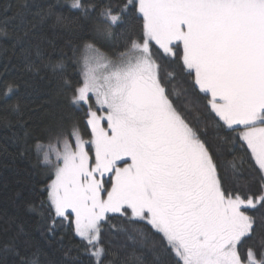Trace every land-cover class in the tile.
Returning <instances> with one entry per match:
<instances>
[{"label": "snow or ice", "instance_id": "1", "mask_svg": "<svg viewBox=\"0 0 264 264\" xmlns=\"http://www.w3.org/2000/svg\"><path fill=\"white\" fill-rule=\"evenodd\" d=\"M65 2L68 14H55L56 24L80 33L83 26L73 25L71 14L83 20L94 14L93 40L124 50L113 57L88 40L71 49L78 78L63 82L90 139L74 122L56 144L34 145L52 169L46 185L49 231L72 226L94 264H105L106 256L113 257L107 264H147L135 252L116 262L103 246L102 223L115 229L109 215L119 214L130 225L146 221L174 264H264V237L248 244L264 229V218L258 222L249 214L257 204L264 207V195L254 200L233 191L223 165L174 106L167 87L176 77L168 65L178 64L218 118L217 127L234 134L225 142L250 152L264 192V0ZM35 15L32 29L54 13L49 6ZM130 18L141 21L138 32ZM28 35L25 30L14 38L26 58L33 53ZM7 36L0 27V38ZM35 55L42 56L38 46ZM47 67L61 73L66 68L63 59ZM5 87V95L14 91ZM243 165V158L230 162L234 182L243 176ZM118 231L128 233L123 226ZM132 233L129 240L144 237L142 229ZM25 264H42L39 253Z\"/></svg>", "mask_w": 264, "mask_h": 264}, {"label": "trees", "instance_id": "2", "mask_svg": "<svg viewBox=\"0 0 264 264\" xmlns=\"http://www.w3.org/2000/svg\"><path fill=\"white\" fill-rule=\"evenodd\" d=\"M94 2L103 6L109 2L122 3V0ZM49 6L54 15L32 29L29 22H36L35 14ZM61 13L68 14L65 0H0V27L8 32L7 37L0 38V264H25L34 253H39L42 264H94L72 226H58L53 232L49 231L51 213L47 207L46 185L52 178V169L42 164L34 145L37 140L45 144L56 142L61 133L67 135L74 122H78L82 135L90 138L83 114L71 104L70 90L63 82L64 77L78 78L70 59L72 47L88 40L111 55L124 49L103 38L93 40L90 29L94 14L89 20H83L78 12H73V25L83 26L82 32L75 33L55 23V14ZM130 19L138 32L141 21ZM25 30L29 33L26 42L33 47L32 55L27 58L14 39ZM37 46L42 53L39 58L35 55ZM60 59L66 66L63 73L47 67ZM162 63L168 64L167 61ZM168 68L176 71L175 79L167 85L170 99L186 120L200 130L209 151L223 165L221 171L229 186L244 198L264 195L260 173L250 152L241 150L238 144L225 142L224 137L234 134L217 127L218 118L205 106L203 94L193 89L191 78L179 71L178 64L168 65ZM6 85L14 87L8 95H5ZM236 158H243L244 165L243 176L234 182L230 162ZM42 201L45 202L43 207ZM249 214L256 216L259 222L264 218V207L257 204ZM109 220L117 227L109 228L102 223L101 240L110 253H115L116 262L135 252L147 264H174L172 256L163 250L161 235L146 221L130 225L121 220L119 214H110ZM121 226L128 229L127 234L118 231ZM133 228L142 229L144 237L135 234V241L129 240ZM261 237H264V229H259L248 244L257 245ZM104 259L107 264L113 257Z\"/></svg>", "mask_w": 264, "mask_h": 264}, {"label": "rangeland", "instance_id": "3", "mask_svg": "<svg viewBox=\"0 0 264 264\" xmlns=\"http://www.w3.org/2000/svg\"><path fill=\"white\" fill-rule=\"evenodd\" d=\"M111 55V54H110ZM113 57H115V55H112ZM82 134V133H81ZM83 136V135H82ZM84 139H90V138H86L83 136ZM53 144H56V142H54ZM255 200V199H254Z\"/></svg>", "mask_w": 264, "mask_h": 264}]
</instances>
